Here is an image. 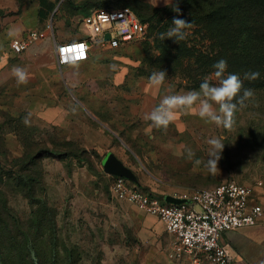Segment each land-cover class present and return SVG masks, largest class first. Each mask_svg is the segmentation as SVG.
Returning <instances> with one entry per match:
<instances>
[{"label":"rangeland","instance_id":"rangeland-1","mask_svg":"<svg viewBox=\"0 0 264 264\" xmlns=\"http://www.w3.org/2000/svg\"><path fill=\"white\" fill-rule=\"evenodd\" d=\"M186 1L58 0L44 28L51 32L49 25L67 18V32L86 36L82 17L88 11L131 3L136 10L178 7L210 18L219 4ZM147 27L141 42L99 46L87 62L58 68L49 77L55 84H42L43 98L0 88V264H189L173 257V238L156 217L112 195L114 177L103 168L108 153L158 198L235 181L264 208V90L236 113L231 130L191 112H179L167 130L152 127L144 117L165 95L199 90L213 73L196 51L212 55L207 31L213 26L203 27L207 35L186 30L178 51L161 48L157 31ZM157 70L167 73L159 87L149 81ZM218 137L225 146L213 175L205 167L207 141ZM43 148L52 154L34 160ZM187 148L195 153L191 160Z\"/></svg>","mask_w":264,"mask_h":264},{"label":"built area","instance_id":"built-area-1","mask_svg":"<svg viewBox=\"0 0 264 264\" xmlns=\"http://www.w3.org/2000/svg\"><path fill=\"white\" fill-rule=\"evenodd\" d=\"M83 24L88 31L85 38L58 47L60 69L87 62L99 46L123 48L143 41L148 33L130 7L90 11L83 17ZM107 34L109 41L105 40ZM38 38L33 33L27 40L14 39L10 48L21 55ZM111 193L117 200L156 217L173 238V257L184 258L189 264H244L224 242V235L254 228L264 215L263 208L254 203L252 190L235 181L173 196L183 200L182 204H168L165 197L161 200L121 177H114Z\"/></svg>","mask_w":264,"mask_h":264},{"label":"crops","instance_id":"crops-1","mask_svg":"<svg viewBox=\"0 0 264 264\" xmlns=\"http://www.w3.org/2000/svg\"><path fill=\"white\" fill-rule=\"evenodd\" d=\"M57 1L48 0V4L57 6ZM41 9L42 0H0V88L3 90L30 92L33 98H43L46 95H43L42 84L54 85L55 80L49 77L60 68L57 63L58 47L85 38L66 31L70 29L66 28L67 18L61 26L52 27L49 32L44 28V22L51 18L54 11L42 21ZM89 12H85L83 17ZM33 33L38 34V40L25 53L14 54L10 43L14 39L27 40ZM14 67L27 71L26 84L17 83L12 71ZM224 237L244 264H261L260 260L264 259V215L256 227L230 232Z\"/></svg>","mask_w":264,"mask_h":264},{"label":"trees","instance_id":"trees-1","mask_svg":"<svg viewBox=\"0 0 264 264\" xmlns=\"http://www.w3.org/2000/svg\"><path fill=\"white\" fill-rule=\"evenodd\" d=\"M195 1L197 0L186 2L193 4ZM130 4L114 9L132 8L146 26L150 25L152 34L156 31L158 35L163 33V28L167 32L173 26L171 22L174 17L192 22L193 28L187 30H192L194 33L203 32L204 35L207 33L203 27L208 28V23H210L213 30L207 32L213 53L212 55L204 54L196 49L198 57H200L198 62L206 65L205 69L208 72H214L213 65L220 59H225L227 61L225 75L238 74L242 81H245L247 89H252L254 92L264 90V0H219L218 7L213 10L210 18L190 12H179L178 14L173 7L160 9L141 7L136 10ZM55 9V4H48V0H42L41 20L44 21ZM202 25L204 26L202 27ZM157 41L161 48L177 49L178 51L182 47L180 42H175L174 45L172 42H165L160 38ZM204 60L209 62H203ZM252 71H258L260 78L244 80V73ZM0 133L2 135L1 127ZM37 154L38 156H34V160L43 159L52 153L43 148ZM135 186L141 188L140 185ZM159 198L164 199V197Z\"/></svg>","mask_w":264,"mask_h":264},{"label":"clouds","instance_id":"clouds-1","mask_svg":"<svg viewBox=\"0 0 264 264\" xmlns=\"http://www.w3.org/2000/svg\"><path fill=\"white\" fill-rule=\"evenodd\" d=\"M174 11L179 14L180 9L176 7ZM171 23L173 26L167 32L159 34L162 41L165 39H173L177 43L183 41L190 34L186 30L193 28L192 22L176 17ZM213 68L215 69L214 72L204 78L199 85V90L165 95L159 105L147 113L144 119L150 121L151 126L156 129L167 130L168 126L176 120L179 112H191L206 122L214 123L217 127L231 130L235 124L236 113L246 107V101L254 96V91L243 88V81L238 74L225 75L227 69L225 59L216 62ZM12 71L18 84L27 83L28 73L25 69L14 67ZM166 76L167 73L164 70L153 71L149 76V81L153 86L159 87L165 83ZM259 78L260 73L258 71L244 73V80H257ZM242 89L243 94L241 95ZM30 115L24 118L23 123L25 125L30 124ZM223 139V137H218L207 141L210 150L205 167L213 175L219 170L218 162L225 146ZM186 152L189 160L195 155L191 148H187ZM201 163V160H195V164Z\"/></svg>","mask_w":264,"mask_h":264},{"label":"water","instance_id":"water-1","mask_svg":"<svg viewBox=\"0 0 264 264\" xmlns=\"http://www.w3.org/2000/svg\"><path fill=\"white\" fill-rule=\"evenodd\" d=\"M110 35L107 34L105 36V40H110ZM103 168L104 172L108 175H111L113 177H121L124 178L133 184L139 186V180L137 175L129 168L127 167L119 158L113 154L108 153L107 156L103 160ZM165 201L168 204H182L184 201L181 199H177L173 196H165Z\"/></svg>","mask_w":264,"mask_h":264}]
</instances>
